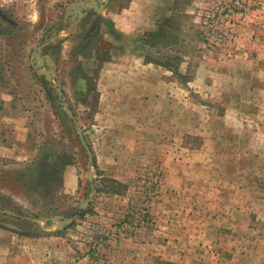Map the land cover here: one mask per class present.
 Returning a JSON list of instances; mask_svg holds the SVG:
<instances>
[{
    "label": "rangeland",
    "instance_id": "obj_1",
    "mask_svg": "<svg viewBox=\"0 0 264 264\" xmlns=\"http://www.w3.org/2000/svg\"><path fill=\"white\" fill-rule=\"evenodd\" d=\"M75 1L0 6V264H264V0Z\"/></svg>",
    "mask_w": 264,
    "mask_h": 264
},
{
    "label": "crops",
    "instance_id": "obj_2",
    "mask_svg": "<svg viewBox=\"0 0 264 264\" xmlns=\"http://www.w3.org/2000/svg\"><path fill=\"white\" fill-rule=\"evenodd\" d=\"M32 1V0H30ZM92 0H77L75 2H73L71 5L76 4V3H80V2H90ZM101 3V1L103 2L104 0H97ZM146 1L145 0H130V3L128 4V6L123 7L121 9H118L116 12L113 11V7L115 6V2L114 0H110L109 3L106 5V7L104 8L105 11L103 14L100 8V5L98 6L97 9H90L89 11H86L85 9H72V13H76V18L78 15V12H87V15L85 17H83V20H92V18H97L98 16L101 17H105L106 13H108L110 10H112V22L114 24V31H111V34L113 35V33H117L118 35H124V36H129V34L132 33V31L134 30H138L143 28V24L145 23V19H143V17L141 15H143L144 13H146L148 10L146 8L143 9L144 4ZM19 5V3L17 2V0H0V6L2 8H5V10H10L9 8H11V6L13 8H16L15 6ZM70 5V6H71ZM7 7V8H6ZM100 9V10H99ZM67 14H70V12H68ZM77 19H75L76 21ZM83 20L81 19L80 22L78 23V27L82 24ZM74 21V22H75ZM138 22V23H137ZM142 24V25H141ZM102 27H104L102 25ZM63 31V30H61ZM60 31V32H61ZM67 32V30H64V33L62 32V35L64 37V34ZM80 33L76 32L74 33V37H77ZM102 34V32H100V34L98 33V35H95L93 37L94 38H98L100 35ZM71 35V34H70ZM73 35H71V37H73Z\"/></svg>",
    "mask_w": 264,
    "mask_h": 264
},
{
    "label": "water",
    "instance_id": "obj_3",
    "mask_svg": "<svg viewBox=\"0 0 264 264\" xmlns=\"http://www.w3.org/2000/svg\"><path fill=\"white\" fill-rule=\"evenodd\" d=\"M109 1L110 0H104L103 2L101 1V3L99 1H97V0H92L90 2H80V3H76V4L71 5L68 8V11L71 12L72 9H85L86 11H89L90 9H97L99 5L101 7L100 9L103 10L106 7V5L109 3ZM86 15H87V12L79 11L78 15H77V18L80 21ZM61 35H62V31L59 32L57 37L52 38L50 41L44 43L43 45H41L40 47L37 48L38 53L36 55V58L40 61L39 66H37V68L40 70L41 74L46 76L49 80H52L53 76L55 78H57V75L54 72H52V71L45 70L46 64L47 63L48 64H53V62H52V59H51L50 56L42 57V52H43V49L45 47H47L50 44L54 43ZM59 95H60V97H62V89L61 88L59 89ZM63 106H64L66 112L68 113V115L72 119H74L76 121V118H75L72 110L70 109L69 105L66 102H64ZM76 123L78 124V122H76ZM78 130H79V135H80L81 141H82V143H83V145H84V147H85V149H86V151L88 153L89 159H90L89 173H90V176L93 178L94 177V172H93V169H92V165H93V161H94V156H93V153L91 151V148L89 147V145H88V143H87V141L85 139L84 131L80 127V125L78 126ZM93 195H94V193H93ZM84 207H85V203H82L81 204V208H84ZM0 214H10V215H14L16 217H19L15 213H13L11 211H7V210H0ZM28 219H30V218H28ZM60 219L61 218L59 216H56V217H53L51 219H47L46 221H51L52 222V226L59 225L62 228H65V227H67V226H69V225L74 223V219H65L64 221L59 222ZM30 220H32L35 223H37L41 227L42 230L49 229V228L52 227V226L51 227H44L42 225L41 221L36 220V219H30ZM1 225H3L4 227H7L8 229H11V230L22 231L19 227L15 226L13 224L1 223Z\"/></svg>",
    "mask_w": 264,
    "mask_h": 264
}]
</instances>
